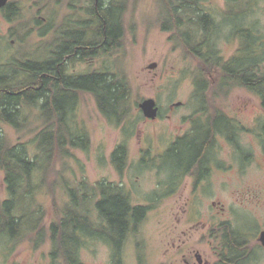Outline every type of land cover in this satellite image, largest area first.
<instances>
[{
    "label": "trees",
    "instance_id": "obj_1",
    "mask_svg": "<svg viewBox=\"0 0 264 264\" xmlns=\"http://www.w3.org/2000/svg\"><path fill=\"white\" fill-rule=\"evenodd\" d=\"M158 1L160 26L165 32H175L171 36L172 40L177 39L176 33L185 26L187 34L206 31L210 25V29L223 30L228 24L226 12L222 22L203 12L199 13V9L205 5L204 0ZM103 2L101 17L98 18L97 12L93 11L99 24L104 26V34L89 35V57L95 53L92 48H95L99 36L105 39V55L109 54V50H117L118 37L125 29L128 0ZM232 20L236 24L240 22L238 18ZM84 39L82 33L73 34L71 48L74 55L75 48L84 46ZM192 49L197 50L195 47ZM86 53L79 51L83 58ZM6 70L8 74H5L6 71L0 73V170L5 173L8 198L0 202V242L9 248L27 242L35 250L50 242L52 255L75 254L82 247L81 239L93 235L94 227L84 208L95 197L82 195L84 191L105 193L98 204L102 222L108 224L109 235L113 239H123L133 224L132 220L135 219L133 227L137 228L154 206L137 205L131 208L130 197L122 193L126 188L120 184L89 182L85 176V166L76 152L88 151L91 137L86 127L79 126L76 114L79 96L91 94L110 125L115 128L124 126L126 139L112 153L113 165L123 174L129 161L128 140L132 131H129L131 126L128 124H132L133 114V90L125 72L105 67L92 73L72 76H65L64 71H60V76L47 55L19 62ZM36 108L40 116L34 119L40 124L33 128L32 116L26 110ZM3 124L11 125L23 136L30 135L14 143L5 134ZM196 135L194 132L191 136L179 139L166 154L165 160L172 171L171 176L176 177L180 167L189 170L195 163L206 158L210 137L208 133H201L198 143ZM58 164L61 165L60 169ZM74 164L80 173L72 166ZM175 177L171 178L169 185H176L177 189L182 180H175ZM59 189L68 198V202L62 206L58 202ZM44 197L51 198L53 202L51 220L42 200ZM99 229L102 230L100 226Z\"/></svg>",
    "mask_w": 264,
    "mask_h": 264
},
{
    "label": "flooded vegetation",
    "instance_id": "obj_2",
    "mask_svg": "<svg viewBox=\"0 0 264 264\" xmlns=\"http://www.w3.org/2000/svg\"><path fill=\"white\" fill-rule=\"evenodd\" d=\"M85 1V6H78L73 2L59 6L56 0H51L49 14L44 16L41 13L40 0H8L6 5L0 7V49L5 61L3 68L30 59V57L24 60L20 58L22 50L20 52L19 48L24 45L20 35L43 34L42 36L50 37L47 57L51 59L53 67L59 71L58 75L62 76L60 71H64L65 76H72L104 69V59L111 57L115 51L123 47L126 28L118 37L117 50L112 49L114 52L109 50V54L105 55V39L99 36L96 38L95 48L94 46L92 48L95 49V53L89 57V35L104 34V26L99 24V20L95 17V12L98 18L101 17L104 0ZM228 5L229 19L227 26L225 25L228 29L224 33L229 34L228 40L232 47V54L229 56L223 55L222 50L218 48L222 30L210 29V25L206 31H192L186 34V31L182 30L179 33L185 56L187 54L196 63L193 82L198 110L190 118L193 124L190 131L171 141L167 150L153 153L154 155L149 149L146 150L147 154L143 162L151 168L166 173L164 190L155 192L160 198L174 195L181 185L177 189H175L176 185H169L171 178L175 176L170 174L172 171L169 170L165 160L166 154L179 139L191 136L194 132L197 134L198 143L201 133H208L210 137L206 158L195 163L189 170L180 167L175 180L181 179V183L189 176L193 179L195 188L204 187V182L209 180L216 168L223 170L233 167L231 165L228 168L220 160L211 158L219 139L225 140L237 152V155L233 156V162L238 161L241 171L250 163H260L264 159V32L257 26L248 27V0H228ZM205 6L199 9V13L203 12L204 15L215 18ZM234 18H238L240 22L234 23L232 20ZM75 33H82L85 41L81 50L75 48L74 55L71 45ZM193 47L198 51L193 50ZM79 51L87 52L84 58L79 55ZM74 56L75 60H73ZM35 59L40 58L38 56ZM79 67L85 72L78 73ZM55 79H57L56 74ZM223 98L236 100L232 107H228V111L215 107V103ZM79 110L78 106L77 111ZM160 111L159 107V115ZM128 166L129 161L126 169ZM120 186L126 188L122 193L130 197L132 203L130 207L137 206L135 192L124 183H120ZM81 194L95 197V200L88 201L89 206L84 208L88 220L94 227L93 235L81 239L82 247L75 254L52 255L51 250V263L89 264L86 256L91 254L97 256V248H102L105 254L102 257V264H151L150 245L135 239L151 210L137 228L133 227L135 223L133 219V224L124 238L118 241L109 235V226L105 221L102 222L100 215L98 204L105 193L84 191ZM144 206L154 205L144 204ZM240 218L243 219L240 224L228 221L223 223L200 221L190 224L186 230H180L181 223L176 225L167 234L166 244H162L165 250L162 254L163 261L159 264H261L264 259L262 239L264 229L260 231L259 226L245 222L242 214Z\"/></svg>",
    "mask_w": 264,
    "mask_h": 264
},
{
    "label": "rangeland",
    "instance_id": "obj_3",
    "mask_svg": "<svg viewBox=\"0 0 264 264\" xmlns=\"http://www.w3.org/2000/svg\"><path fill=\"white\" fill-rule=\"evenodd\" d=\"M49 1L51 0H40L41 13L44 16L49 14ZM56 1L59 6L67 5L69 2L78 6L86 4L85 0ZM204 4L218 22L224 20L225 12L228 14V0H204ZM248 12V27L257 26L264 32V0H248ZM160 17L158 0H128L124 17L126 34L123 47L115 51L111 57L105 58L103 62L104 67L110 70L117 71L118 68L125 72L133 90L132 124H128L131 126L130 132L132 131L128 140L129 166L123 176L113 165L112 153L126 139L124 126L115 128L110 125L100 113L91 94L84 93L79 96L80 110L76 114L79 126L86 127L91 137L90 149L76 152L85 166V176L89 182L124 183L135 192V201L138 205L155 206L148 213L141 232L135 238L138 242L144 241L150 245L151 264L163 261L162 254L165 249L162 244H166L167 234L180 223V230H186L190 224L200 221L217 223L228 221L240 224L243 220L240 218L242 214L245 222L259 226L260 231L264 229V159L260 163H250L241 171L238 161L233 162V156H236L237 152L222 139L217 142L211 158L220 160L228 168L232 165V168L223 170L216 168L209 180L204 182V187L195 188L193 179L188 176L174 195L161 198L155 195V192L164 190L163 184L166 183L167 177L165 172L151 168L143 162L146 150L149 149L152 154L167 150L171 141L190 131L193 127L190 118L198 110L193 82L195 60L187 54L185 56L180 44V32L176 33L177 39L172 40L171 36L175 32L162 30ZM185 28L186 26L182 27V30L185 31ZM227 29L223 28L218 40V48L226 57L232 54L229 34L224 33ZM42 35H20L24 44L21 49L19 48L20 52L22 50L21 60L38 56L44 58L47 55L50 37ZM37 53L39 55H36ZM2 56L4 54L0 49V73L6 71L5 74H8L7 68H3L5 61ZM154 63H157V67L151 70L149 67ZM77 72L82 73L85 70L79 67ZM149 98H154L161 109L156 120L147 119L139 107L143 100ZM233 99L223 98L215 103V107L228 111V107H232L236 102ZM27 113L32 116V126L36 128L40 123L34 118L40 116L39 109H27ZM137 119L139 121L135 123ZM2 128L14 143L30 135L23 136L8 124H3ZM254 148L257 149L256 146ZM72 166L80 173L75 164ZM60 167L58 164V169ZM57 196L61 206L68 202L61 189L57 191ZM7 198L5 173L0 170V202ZM42 200L47 206L51 220L52 199L44 197ZM51 250L50 242L39 250H35L27 242L10 248L0 242V264H52ZM96 252L97 256L92 254L86 256L89 264L103 263L104 250L97 248ZM261 264H264V259Z\"/></svg>",
    "mask_w": 264,
    "mask_h": 264
},
{
    "label": "water",
    "instance_id": "obj_4",
    "mask_svg": "<svg viewBox=\"0 0 264 264\" xmlns=\"http://www.w3.org/2000/svg\"><path fill=\"white\" fill-rule=\"evenodd\" d=\"M8 0H0V7L6 5ZM157 67V63L151 64L150 69H155ZM180 104V103H179ZM140 109L143 112V115L147 119H156L159 115V106L157 105V102L154 98H149L143 100L139 104ZM262 239L264 241V233L262 234Z\"/></svg>",
    "mask_w": 264,
    "mask_h": 264
},
{
    "label": "bare ground",
    "instance_id": "obj_5",
    "mask_svg": "<svg viewBox=\"0 0 264 264\" xmlns=\"http://www.w3.org/2000/svg\"><path fill=\"white\" fill-rule=\"evenodd\" d=\"M27 111V110H26ZM24 112V111H23ZM23 119V118H22ZM116 168V167H115ZM117 170V169H116ZM117 172L119 173V171L117 170ZM124 173H125V171H124ZM124 173L123 174H121V173H119V174H121V176H123L124 175ZM118 184H120V183H118Z\"/></svg>",
    "mask_w": 264,
    "mask_h": 264
}]
</instances>
